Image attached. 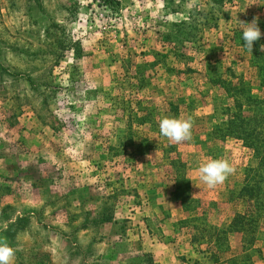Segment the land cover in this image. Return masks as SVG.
<instances>
[{
    "label": "rangeland",
    "instance_id": "1",
    "mask_svg": "<svg viewBox=\"0 0 264 264\" xmlns=\"http://www.w3.org/2000/svg\"><path fill=\"white\" fill-rule=\"evenodd\" d=\"M256 17L251 53L239 21ZM262 45L264 0H0L14 264H264V217L230 223L253 209L240 194L253 153L213 130L234 89L264 98ZM164 117L191 118L192 138L161 135ZM210 158L236 169L214 189L198 173Z\"/></svg>",
    "mask_w": 264,
    "mask_h": 264
},
{
    "label": "trees",
    "instance_id": "2",
    "mask_svg": "<svg viewBox=\"0 0 264 264\" xmlns=\"http://www.w3.org/2000/svg\"><path fill=\"white\" fill-rule=\"evenodd\" d=\"M233 91L238 95L232 104L235 111L214 125L213 130L222 132L223 138L239 140L244 147L252 151L255 166L245 168L244 183L240 190L245 201L253 203V209L251 212L247 211L248 215L235 214L230 223L238 218L245 220V217L259 215L264 217V199H258V184L264 180V98L251 96L245 84ZM244 109L252 112L251 115H242ZM249 213H251L250 216ZM108 220L109 217H105L101 222H108ZM24 221L25 217H16L13 222L8 223V228H11L10 231L14 230L17 224ZM7 230L4 229V232Z\"/></svg>",
    "mask_w": 264,
    "mask_h": 264
},
{
    "label": "clouds",
    "instance_id": "3",
    "mask_svg": "<svg viewBox=\"0 0 264 264\" xmlns=\"http://www.w3.org/2000/svg\"><path fill=\"white\" fill-rule=\"evenodd\" d=\"M258 17L251 23L239 21L242 26V39L244 47L252 53L254 42L261 38V30L258 26ZM264 51V45L261 46ZM194 122L191 118L178 119L173 117H164L159 122L161 135L175 143H182L192 138V129ZM235 167L227 159H212L202 164L198 168L199 179L207 185L209 189H214L222 185L229 175L234 174ZM15 249L10 246L6 237H0V264H14Z\"/></svg>",
    "mask_w": 264,
    "mask_h": 264
}]
</instances>
